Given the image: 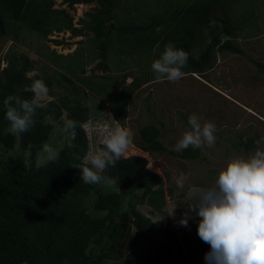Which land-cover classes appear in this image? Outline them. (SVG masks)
Instances as JSON below:
<instances>
[{"label":"trees","instance_id":"trees-1","mask_svg":"<svg viewBox=\"0 0 264 264\" xmlns=\"http://www.w3.org/2000/svg\"><path fill=\"white\" fill-rule=\"evenodd\" d=\"M228 1L169 0V6L161 13H149L137 9L140 3L120 9L119 0H63L69 7L100 5V10L91 15L87 25L100 51L101 60L96 69L110 71L105 62L106 52L115 38L121 48L128 46L132 51H154L159 42L163 52L164 44L173 42L188 53L183 77L196 79L197 76L206 81L208 73L217 65L219 53L246 55L236 44L239 27H244L245 22L240 26L232 22ZM50 3L47 0L41 4L39 0H0V38L9 36L8 19L18 25L26 24L41 37L64 28L74 36H81L82 29L73 28L60 19V12H50ZM254 54L260 58L257 52ZM4 62L5 66L0 69V264H105L110 260L118 264H179L170 263L181 251L169 225L163 178L148 170L145 158L121 157L115 167L109 166L99 172L108 178L113 190H102L104 181L85 184L81 180V169L75 167H91L84 162L89 143L81 125L90 119L86 102L88 91L102 99L100 83L82 79L86 87H79L62 72L52 76L43 71L37 79L45 83L51 99L45 103L46 108L37 109L35 127L26 133L12 135L7 132L9 122L5 118L3 100L9 95L33 99L31 84L34 79L27 76L33 64L29 57L11 53L5 55ZM253 62L264 71V64ZM151 72L152 68L147 69L139 78L125 74L112 86L114 90L110 89L109 107L119 122L126 119L136 91L158 81ZM130 77L132 81L125 85ZM165 82L168 81L162 83ZM204 85L202 87L209 93L217 95L208 84ZM102 88L107 86L102 85ZM110 93H116L115 97ZM48 118L59 124L63 143L52 159L39 164L36 157L50 141L54 130ZM64 119L76 121V128L65 132ZM163 126V123L143 125L133 141L136 148L152 155L166 153L161 142ZM255 142L254 138L243 141L240 134L233 146L249 151L257 146ZM16 148L20 154L15 152ZM100 148L104 150V145ZM168 153L183 161H195L200 158L201 149L193 150L190 146ZM25 159L31 161V168H25ZM142 204L152 208L157 221L138 210L137 206ZM163 217L167 220H160ZM143 242L148 246L147 253L135 250ZM197 242L203 264H207L204 257L208 245L198 234Z\"/></svg>","mask_w":264,"mask_h":264},{"label":"rangeland","instance_id":"rangeland-1","mask_svg":"<svg viewBox=\"0 0 264 264\" xmlns=\"http://www.w3.org/2000/svg\"><path fill=\"white\" fill-rule=\"evenodd\" d=\"M49 1L51 13L60 12V19L70 23L73 28L82 29L83 34L74 36L64 28L61 32H52L46 37H41L33 33L26 24L18 25V22L8 19L9 36L0 38V69L5 66V55L23 54L32 61L33 69L27 76L34 80H38L37 77H41L43 71L52 76L57 75L59 71L70 77L79 87H86L82 79H90L94 84L100 83V88L103 89L100 93L102 99L88 91L89 97L86 101L90 108V119L83 127L88 137V155L100 151L103 139L115 127L121 126L128 130L131 142L122 157L145 158L148 170L163 178V197L169 225L181 251L175 261L170 263L203 264L197 242L199 218L194 212H190L189 205L194 202L195 193L199 188L214 185L216 170L223 167L230 156L247 157L255 151L256 147L244 151L243 148L233 146L240 134L243 135V141H250L252 138L257 141L264 137V71L253 62L264 64V0L228 1L232 22L236 26L245 22L244 27H239L240 36L236 39V44L245 51V56L230 52L219 53L217 65L208 73L207 81L197 76L196 79L185 76L178 82L157 81L143 86L131 98L129 112L123 123L116 119L110 109L111 106L109 107V91L114 90L112 86L118 84L125 74L139 78L141 72L144 74L147 69H151L152 62L162 53L160 43L155 45L160 48L156 47L154 51L149 49L132 51L128 46L121 48L114 37L105 60L110 71L96 69L101 60L100 51L96 46L94 34L87 25L91 21V15L100 10V5L93 3L69 7L63 0ZM49 1L47 0L48 3ZM168 1L119 0V6L120 9H127L140 3L137 9L161 13L169 6ZM41 3H46V0H39V4ZM251 16L254 17L246 22ZM254 52H257L260 58L256 57ZM150 75L156 76L153 71ZM131 77L126 79L125 85L130 84ZM203 84L205 87L209 85L217 95L209 93L202 87ZM102 85H106L107 88H102ZM119 90L120 85L117 91ZM115 94L110 93L112 98ZM50 99L47 95L42 102L47 103ZM193 114L200 119L201 124L211 122L215 125L216 140L212 146L204 145L198 160L183 161L172 157L168 152H177L175 145L183 132L189 130L188 118ZM183 116L187 119L185 120ZM47 122L54 128L47 143L53 150V157L61 148L63 137L60 136L61 130L57 122L49 118ZM147 123H155L157 126L163 123L161 142L166 149L163 155L143 152L134 145L138 130ZM15 152L20 154L18 148ZM49 156V153L42 150L36 157L37 162L46 163L50 160ZM84 162L90 164L85 159ZM178 182L183 183V188L178 186ZM100 188L114 189L108 182ZM136 194L140 196V192ZM137 208L152 221H157L154 211L147 204L138 205ZM186 215L189 219L185 227L180 221ZM165 219L163 217L160 220ZM207 245L209 252L210 245ZM135 250L147 253L148 246L143 242L142 245L135 247ZM105 264L118 262L110 260Z\"/></svg>","mask_w":264,"mask_h":264},{"label":"clouds","instance_id":"clouds-1","mask_svg":"<svg viewBox=\"0 0 264 264\" xmlns=\"http://www.w3.org/2000/svg\"><path fill=\"white\" fill-rule=\"evenodd\" d=\"M187 62L188 53L169 42L151 68L158 81L178 82L185 75L182 69ZM31 90L34 93L32 100L22 99L19 95H9L3 100L5 118L9 122L7 132L12 135L26 133L35 127L37 109L47 107L42 102L49 91L45 83L33 80ZM188 125L189 130L183 132L175 145L177 151L190 146L193 150L202 149L205 144L212 146L215 143L214 124H201L193 114L188 118ZM76 126V121L64 119L65 132ZM130 135L121 126L109 132L103 139L104 150L85 157L91 167L75 166L81 169V180L85 184L109 182L98 173L116 166L129 147ZM255 143V151L249 156H230L226 164L216 170L214 185L199 188L194 202L189 205L190 212L199 218L198 236L210 245V251L204 257L207 264H264V137ZM43 151L50 154L49 159L53 158V150L47 144ZM23 163L25 168H31L29 159ZM178 186L183 188L184 185L178 182ZM188 219L186 215L180 223L186 227Z\"/></svg>","mask_w":264,"mask_h":264},{"label":"water","instance_id":"water-1","mask_svg":"<svg viewBox=\"0 0 264 264\" xmlns=\"http://www.w3.org/2000/svg\"><path fill=\"white\" fill-rule=\"evenodd\" d=\"M111 28H112V26H111Z\"/></svg>","mask_w":264,"mask_h":264}]
</instances>
